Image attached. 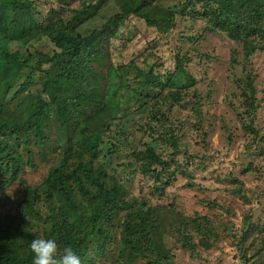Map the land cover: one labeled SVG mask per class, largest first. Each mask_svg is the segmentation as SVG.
I'll return each mask as SVG.
<instances>
[{
  "label": "rangeland",
  "instance_id": "374dc122",
  "mask_svg": "<svg viewBox=\"0 0 264 264\" xmlns=\"http://www.w3.org/2000/svg\"><path fill=\"white\" fill-rule=\"evenodd\" d=\"M33 1L41 15L55 9L54 17L65 20L81 9L77 0ZM184 1L147 0L157 22L149 25L130 15L101 46L103 68L95 81L100 93L113 81L133 85L139 70L150 67L165 78L178 63L188 83L177 90L165 88L161 97L146 102L126 88L130 96H116V109L100 119L107 122L106 130L90 127L114 144L102 148L92 164L103 166L106 182L91 189L92 197L76 201L88 208V202L103 203L104 195L112 199L110 218L104 222L108 233L102 230L93 237L84 255L89 252L90 264H245L237 249L242 232L250 229L247 239L254 240L253 246L245 243L247 254L263 243L262 233L251 234V228L264 224V44L256 35L248 37L242 30L233 34L230 25L227 31L195 15L200 5L192 7L193 14L186 8L181 13ZM117 9L113 2L94 1L82 17L84 26L100 29ZM167 9L173 16L165 14ZM29 49L47 53L54 46L40 36ZM86 49L96 54L95 46ZM110 67L118 71L112 79ZM157 88L151 85L149 90L156 95ZM172 90L176 101L169 95ZM99 92L91 90L90 98L99 100ZM6 99V110L14 111L18 99ZM49 125L50 141L42 148L32 146L33 164L9 185L0 175V219L12 222L11 232L30 230L35 238H45V230L51 229L50 208L42 199L29 212L19 179L35 187L61 159L65 136L53 119ZM149 148L156 160L135 156ZM131 220L132 233L125 225ZM145 227L152 230L144 237ZM131 238L135 249L126 242ZM185 238L195 244L194 250ZM258 260L255 264H264V256Z\"/></svg>",
  "mask_w": 264,
  "mask_h": 264
},
{
  "label": "trees",
  "instance_id": "16d2710c",
  "mask_svg": "<svg viewBox=\"0 0 264 264\" xmlns=\"http://www.w3.org/2000/svg\"><path fill=\"white\" fill-rule=\"evenodd\" d=\"M77 1L81 3V9H77L71 19L65 20L61 16L54 17L57 13L55 9H51L47 16L41 15L33 0H0V175L4 174L7 179L5 184L9 185L18 179L26 165L33 164L32 146L42 148L50 141L47 130L50 131L49 122L53 119L65 136L67 145L63 147L61 159L37 186L31 187L26 180L19 179L26 195L23 203L29 212H33L34 206L45 199L51 213V229L48 227L45 230V238L54 239L60 251L66 245L71 246L81 257L82 264H90L89 252L84 255L93 237L99 236L102 230L108 233L104 222L110 218L108 210L112 199L104 195L103 203L88 202V208L76 201L92 197L91 189L101 188L106 182L103 166L92 164L100 157L102 148L109 143L114 145L105 142L101 134L90 127H101L102 133L106 130L107 122L100 119L116 109V96H130L126 88L146 102L161 97L165 88H184L188 78L180 63L176 64L175 72L165 78L152 73L150 67L149 70H139L133 85L113 81L107 90L100 93L95 81L103 68L101 46L106 41L105 37L115 36L119 25L130 15L144 19L149 25L157 20L147 0H104L105 4L113 2L118 9L100 29L90 30L84 26L86 20L82 17L94 8L96 0ZM195 4L201 7L195 15L210 23L213 21L227 31V25H230L229 30L233 34L242 30L248 37L256 35L264 44V0H185L180 7L181 13L186 8L193 14ZM168 13L173 16L171 9H167L165 14ZM239 22L241 26L237 24ZM40 36L53 44L52 51L34 53L29 49L31 42L39 40ZM93 46L97 48L96 54L86 49ZM94 62L95 65L92 64ZM116 72L113 67L109 68L111 79ZM151 85L158 87L156 95L149 90ZM248 86L254 97L251 80ZM91 90L99 92V100L90 98ZM175 90L169 93L174 100ZM10 95L18 99L14 111L6 110L9 103L6 98ZM50 111L53 115L49 114ZM110 115L113 116L112 113ZM249 127L254 132L252 126ZM135 156L139 160H156L150 148L144 153L136 152ZM72 158H76L77 162H71ZM54 204H58L56 210ZM77 206L81 208L79 213L75 210ZM92 208L94 210L90 213ZM132 222L125 224L128 230ZM11 224L9 220L0 219V264H32L29 244L35 237L30 230L17 231L13 228L11 232L8 229ZM155 228L153 226L152 229ZM152 229L145 227L143 236H147ZM129 231L133 232L132 229ZM255 231L262 233L263 243L258 248H252L251 254H247L245 246L247 241L253 246L254 240L247 239L250 229L242 232L237 246L245 264L248 261L255 264L259 256H264V224L252 226L251 234ZM126 242H131L132 249H135L133 238ZM184 243L195 249V244L188 238ZM123 250L130 251L127 247Z\"/></svg>",
  "mask_w": 264,
  "mask_h": 264
},
{
  "label": "clouds",
  "instance_id": "9594fccd",
  "mask_svg": "<svg viewBox=\"0 0 264 264\" xmlns=\"http://www.w3.org/2000/svg\"><path fill=\"white\" fill-rule=\"evenodd\" d=\"M29 249L32 253V264H82L81 257L71 246L58 249L52 238L36 237L31 240Z\"/></svg>",
  "mask_w": 264,
  "mask_h": 264
}]
</instances>
